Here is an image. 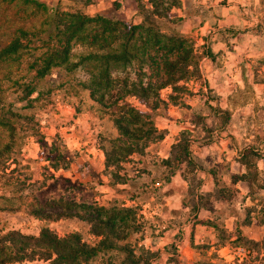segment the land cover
I'll return each mask as SVG.
<instances>
[{
  "label": "rangeland",
  "instance_id": "rangeland-1",
  "mask_svg": "<svg viewBox=\"0 0 264 264\" xmlns=\"http://www.w3.org/2000/svg\"><path fill=\"white\" fill-rule=\"evenodd\" d=\"M216 1L236 3L257 19L254 31L261 32L264 0H0V264L19 255L20 240L5 236L25 227L26 212L54 218L47 223L60 237L78 233L91 245L103 238L112 246L82 264H133L124 249L153 262L165 249L171 262L179 261L182 231L192 239L184 223L202 208L209 214L233 192L220 157L206 165L202 158L213 155L218 137L235 135L240 121L256 136L264 134V114L258 115L264 55L246 58L252 76L231 94L219 92L209 76L214 57L208 58L203 31L218 26L210 22ZM81 17L96 20L70 31L69 23ZM233 31L228 34L240 37ZM111 53L121 60L95 57ZM250 102L258 104L254 114L220 128L216 107ZM186 141L193 162L182 153ZM250 161L253 168L261 162ZM176 173L178 185L186 187L170 224L179 230L166 239L162 205L152 200L159 187L151 184ZM249 180L253 196L264 193V175L252 172ZM78 215L112 223L92 224Z\"/></svg>",
  "mask_w": 264,
  "mask_h": 264
},
{
  "label": "crops",
  "instance_id": "crops-1",
  "mask_svg": "<svg viewBox=\"0 0 264 264\" xmlns=\"http://www.w3.org/2000/svg\"><path fill=\"white\" fill-rule=\"evenodd\" d=\"M218 2L216 6H213L210 18V22H214L218 26L217 28L204 29L203 34L210 40L206 43L214 57V60L210 61L215 66L209 74L215 80L213 86L219 92L231 94L233 90L238 89V86L241 87L242 83L244 86L246 79L252 76L250 64L246 58L252 54L264 55V27L260 26V31L263 33L255 32L257 19H251L245 15L244 11L247 12L246 10H239L236 3L219 4ZM231 29H234L232 33L238 32L240 37L235 34L229 35ZM261 104L264 105V103ZM254 106H258V104L250 102L246 106L221 110L229 113L230 122H236V120L247 118L248 114H254ZM259 109L263 113H258V115L264 114V107ZM240 124V128H235V135L229 136V139L224 136L218 137V141L214 142V146L211 147L212 156L205 155L202 158L203 164L206 165L211 160L216 162V155H218L220 160L226 164L227 173L230 175L228 177L229 186L233 188L231 197L225 203L219 204L216 201L214 209L209 214L202 208L193 221L188 224L184 223L183 229L190 230L189 234L192 239H189L186 231L184 233L182 231L180 241H177L179 261L176 263L178 264H217V261L223 264H232L230 250L232 246L238 244L253 245L261 256L259 264H264V200L260 201L259 199L260 196H263L264 199V193H256L253 196L250 191L254 183L249 180V175L252 172L264 175V134L260 133L259 136H256L252 130L249 132L248 128H245L242 121ZM170 136L172 134L162 140L163 146ZM223 142H230V144L225 145ZM218 143L223 149L220 150L221 146ZM255 146H259L260 149ZM161 151L164 152L163 159L168 158L165 150ZM252 157L260 158L261 162L258 167H252L253 162L250 161ZM177 179L178 173L172 176L171 180L155 181L151 184L159 187V191L153 195L152 200L157 206L162 205L161 215L164 217L162 227L166 228L164 235L166 239L170 234H176L179 230L175 225L170 226L173 222L172 218H175L173 208L178 203V208H181L182 196L186 187L178 185ZM122 185L127 186V183ZM262 189L264 190V188ZM131 202L133 204L135 200L132 199ZM154 209H149L150 215L156 213ZM218 210H221V214L218 213ZM213 211L215 212L213 213ZM151 216L154 221L155 216ZM24 219L25 227L17 229L24 235L37 237L43 228L54 231V228L51 225L49 227L47 223V220L54 222V218L26 212ZM152 250L154 249H149L150 252L155 253ZM156 250L158 251V249ZM162 251V256L156 261L153 262V258L151 259V264H176L169 259L170 253L165 252V249Z\"/></svg>",
  "mask_w": 264,
  "mask_h": 264
},
{
  "label": "trees",
  "instance_id": "trees-1",
  "mask_svg": "<svg viewBox=\"0 0 264 264\" xmlns=\"http://www.w3.org/2000/svg\"><path fill=\"white\" fill-rule=\"evenodd\" d=\"M88 19L89 20H87V18L85 17H81L77 21L69 23L70 25L68 24V28H70V31L80 30L81 28L85 27L86 23H92L96 20L92 17H89ZM95 27L97 26L95 25ZM125 47L129 49L131 45L128 43V45ZM109 55L110 56L98 54L95 55V57L106 59H109L108 57H112V59L115 61L121 60V56L118 53H111ZM208 56L213 57L211 53H208ZM122 57L125 58V60L129 61L128 59L131 58V55L129 53H126L125 57ZM153 62L155 63V60ZM161 63L162 65H168L170 66V68H173L172 65L167 64L168 61L165 59H163ZM166 73L168 74V70L166 71ZM111 80L112 79H110L109 77L107 78L108 83L114 86L115 81L113 83ZM104 83L108 85L106 82ZM169 83H171L170 80H167L165 82L160 83L159 87H164ZM101 85L103 86V84L98 83V86ZM144 90H146V87L144 88ZM102 96H104V94ZM135 112V114H139L137 111ZM216 112L218 116H222L223 118V123L220 126V128H223L229 122L230 115L228 112L221 110L219 107H216ZM207 130L208 133L212 131L211 129ZM182 150L183 155L189 160V162H193L194 159L192 158L191 150L188 146L187 141L183 144ZM101 210L105 211V208L99 209V211ZM78 217H80L84 221H89L92 224L106 223L110 225V223H112L111 221H104L101 217H85L79 215ZM93 233L96 236H102V233L100 231H93ZM5 237L9 240V242H11V240H15V238H18L20 240V245L16 244V251L17 253H19V255H17V257L15 258L6 257L4 259H1V264L8 263L11 261H25L34 260L38 258L44 260L45 262H47V264H82L87 263L93 257L97 256L100 252H102L103 249H108L112 247L111 245H105L106 243L103 238L100 239L97 244L91 245L83 241L82 237L78 233H72L67 236L60 237L55 231H52L49 228H43L40 235L37 237L24 235L20 231L16 230L11 231ZM123 251H125L128 256L133 258V264H151L152 257L147 258L145 256H136L132 249H124Z\"/></svg>",
  "mask_w": 264,
  "mask_h": 264
},
{
  "label": "built area",
  "instance_id": "built-area-1",
  "mask_svg": "<svg viewBox=\"0 0 264 264\" xmlns=\"http://www.w3.org/2000/svg\"><path fill=\"white\" fill-rule=\"evenodd\" d=\"M232 264H259L261 256L258 250L250 244H238L230 250Z\"/></svg>",
  "mask_w": 264,
  "mask_h": 264
}]
</instances>
